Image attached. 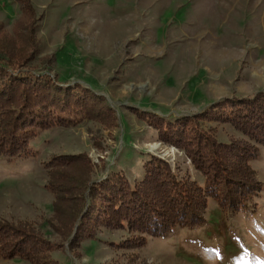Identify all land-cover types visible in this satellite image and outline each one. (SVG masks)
<instances>
[{
	"label": "rangeland",
	"instance_id": "374dc122",
	"mask_svg": "<svg viewBox=\"0 0 264 264\" xmlns=\"http://www.w3.org/2000/svg\"><path fill=\"white\" fill-rule=\"evenodd\" d=\"M0 25L22 69L51 78L45 86L30 80V90L46 87L54 98L62 87L59 95L79 103L63 114L77 121L42 131L17 156H0V226L11 241L33 243L23 258L4 250L0 264H264V143L235 122L243 105L260 99L264 107V0H0ZM197 135L223 155L226 172L235 168L229 161L243 160L239 147L257 146L247 205L224 207L208 194L205 174L181 147ZM152 158L201 186L204 221L165 236L106 226L112 197L93 185L120 188L117 178H126L136 187ZM72 177L88 180L70 230L84 195ZM222 179V191L241 189Z\"/></svg>",
	"mask_w": 264,
	"mask_h": 264
},
{
	"label": "trees",
	"instance_id": "16d2710c",
	"mask_svg": "<svg viewBox=\"0 0 264 264\" xmlns=\"http://www.w3.org/2000/svg\"><path fill=\"white\" fill-rule=\"evenodd\" d=\"M1 27L2 25H0ZM18 54L16 48L13 49L6 43L4 44L0 36V156L9 158L21 154L42 131L50 130L64 124H71L78 119L76 115L74 117L63 116L70 104L79 103L77 101L72 103L70 100L72 99L71 95L68 92L64 96L59 95L61 93L59 90L62 87L56 88L54 92L58 93L56 94L58 96L54 95V98L46 87H40V89H43L44 95L48 94L49 98L41 97V90L39 88L30 90L29 87H35L38 82H40V86H45V82L51 78H48L49 76L46 75H39V77L31 73L32 71H27L26 68L22 69L23 65H21L22 63L20 61L21 55ZM6 75L7 78L4 79L3 76ZM30 80L36 85H29ZM7 86L9 87L8 92L6 91ZM31 93L35 94V98L37 100L40 99V101L33 104L34 100L31 98ZM259 101L260 99L258 100V104H256V101L253 102L254 105H243L246 111H242V113L238 111V119H235V122L249 136L250 140H256L257 137H260V141L264 143V116L262 114L264 107H261ZM87 105L84 102L82 109L87 107ZM248 107L250 110L247 114H244V112H247ZM86 112H90V110H86ZM205 139L204 136H199L197 141L185 142L181 144V147L194 158L193 160L197 167L205 174V184L212 189L208 193L209 195H220V203L224 207L228 204L239 208L244 207L250 199L249 194L253 192L250 187L253 183L254 174L249 169V159L257 156V146L255 145L252 149L249 148V144H247V146L249 145L248 147H244L245 145L239 147L243 153L240 154L238 159L243 160L240 161L241 163L239 165L235 166L230 159L232 161H229L231 164L228 162L226 165L235 167L233 170L237 169V171L235 177H229L226 173L228 172L229 175L233 172L232 168L227 167V172L222 169L225 167L222 162L224 159L222 157L223 155L220 156V152H217L215 146H212L211 142ZM205 142L210 144L206 145ZM205 145L206 149L203 151ZM225 147L226 150H230V154L232 152L233 154L236 153V149H234L235 147L232 144L229 146L226 145ZM192 151L195 153V156H192ZM238 159H235V161ZM52 164L53 167L58 166L59 161L56 162L54 160ZM144 168L145 175L136 187L131 186L126 178L123 180L122 178H117L119 179V183L122 184L120 188L109 183L111 181H107L104 185L102 183V186L99 184L93 185L99 188L100 191L106 190L105 193L108 194L105 196L106 199L112 197L109 201L111 205L106 210L108 214L107 219L104 220L106 226H112L113 228L119 226L130 230L134 229L144 233L148 232L158 236H165L176 226H193L204 221L202 215L204 213L203 209L206 206L205 204L207 203V196L202 191L200 185L180 178L176 173L174 174L172 172L167 163L159 162L155 158L148 160ZM222 174L226 175L223 177ZM219 177L223 178L222 180H225L227 183L236 184L241 189L245 186L247 189H244L243 192L241 189L233 192L229 188L224 192L220 187L222 185L218 181ZM73 178L80 179V182H78L79 188L76 189L77 191L81 190L84 195H82L81 199H76L78 200L77 202L75 200V207L71 214L73 221L69 223V226H72L70 230L73 229L77 219H79V215L84 211L86 206L83 205L86 202V198L84 197L86 192H84L85 189L82 187L86 185V180H88V178L84 180L82 177H72L71 179ZM111 184L112 187L110 186ZM58 185L62 192H67V190L75 192L72 191L73 189H68L66 185ZM218 187L222 191L221 194L214 190ZM238 191H241V197L237 196ZM96 207L98 208V205ZM69 226L66 225V228ZM12 231H14L12 232L13 235L26 236V233L23 231L17 233L15 230ZM28 243L33 244L30 241H19L17 237L11 241L7 238V232L0 226V256H3V251L5 250L7 257H27L28 253H32V251L28 250V248H23V246ZM35 247H38L37 243H34L33 248ZM32 260L38 263L35 258Z\"/></svg>",
	"mask_w": 264,
	"mask_h": 264
},
{
	"label": "bare ground",
	"instance_id": "6f19581e",
	"mask_svg": "<svg viewBox=\"0 0 264 264\" xmlns=\"http://www.w3.org/2000/svg\"><path fill=\"white\" fill-rule=\"evenodd\" d=\"M155 146H157V144H155Z\"/></svg>",
	"mask_w": 264,
	"mask_h": 264
}]
</instances>
